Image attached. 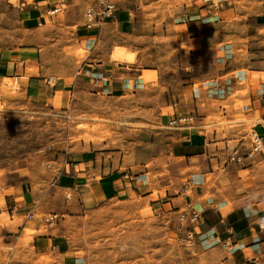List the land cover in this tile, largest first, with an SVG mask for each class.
<instances>
[{
	"label": "rangeland",
	"instance_id": "1",
	"mask_svg": "<svg viewBox=\"0 0 264 264\" xmlns=\"http://www.w3.org/2000/svg\"><path fill=\"white\" fill-rule=\"evenodd\" d=\"M105 1L114 11L117 4L123 3L137 9L130 14L138 21L133 22V32L125 39L132 41L135 49L140 45L154 48L158 58L166 63L162 70L170 77L167 84L157 82L156 71L142 74L146 82L152 81L158 87L155 96H135L133 86L114 96L87 87L62 90L63 77L75 74L89 53L78 44L74 31L79 24L94 22L87 11L100 8L97 0H71L72 6L62 2L61 10L49 13L35 29L22 26L16 8L18 0H0V190L14 184L18 193L29 192L34 198L31 217L14 212L10 219L4 209L0 225L25 222L16 245L24 249L36 228L48 231L50 227L51 232L62 234L71 249L84 259L83 264H229L226 258L231 255V247L204 242L198 237L196 224L187 218L186 212L193 204L189 201L191 192L183 188L188 184L195 186L190 181L202 163L195 157V162L187 167L183 157H175L171 153L170 132L178 126L162 123L167 113L161 109L167 104L160 97L167 91L166 85H171L172 75L176 78L181 73L175 53L187 48L177 34L180 27L175 22L176 13L193 0ZM71 7L74 22L67 25L64 18ZM239 16L228 18L225 23L236 32L244 26L247 31L264 33V25ZM113 23L118 24L115 19ZM201 29L200 23L192 25V30ZM30 45L37 48L40 59L26 63V67L39 68L41 73L39 80L32 83L22 77L21 69L13 74L2 68L8 54ZM119 50L125 53L123 60L115 59ZM242 53L245 59L250 56L245 49ZM134 56V51L118 44L111 53L115 62L134 61ZM210 63L214 65L213 61ZM129 80L133 83L134 77ZM198 83L204 82L196 81L194 86ZM143 89L153 88L146 84ZM182 90L181 84L173 86L175 94ZM151 105L156 107L151 109L153 113L146 108ZM197 106L205 116L206 132H216L215 141L210 139L214 142L212 147L222 148L224 143L218 141L232 132L235 140L228 142L231 149L241 145L247 151V162L252 166L249 176L255 187L249 194L261 198L264 157L250 151V130L256 121L249 114L243 81L237 79L231 93L224 97L199 96ZM244 106L247 110H243ZM151 134L156 138L150 142ZM90 151L98 152V168L104 164L105 171L130 168L133 173L144 175L136 180L140 193L72 211L73 190L63 183L62 177L81 153ZM202 162L206 166L205 156ZM215 175L207 174V181ZM165 190L171 193L165 194ZM163 200L166 204H162Z\"/></svg>",
	"mask_w": 264,
	"mask_h": 264
},
{
	"label": "crops",
	"instance_id": "2",
	"mask_svg": "<svg viewBox=\"0 0 264 264\" xmlns=\"http://www.w3.org/2000/svg\"><path fill=\"white\" fill-rule=\"evenodd\" d=\"M61 1L72 6L71 0H18L16 8L22 26L37 28ZM252 2L257 3L252 5ZM256 2L193 0L191 5H183L175 20L180 27L177 34L187 44V48L175 53L177 70L181 73L176 78L172 75L171 85H166L167 91L160 97L167 104L165 109H161L167 113L165 120L162 117L163 124L169 123L174 115H196L195 121L189 125H179L170 132L171 153L178 159L183 157L187 167L195 162V157L202 163L199 173L192 175L190 181L195 186L188 184L183 188L191 192L189 201L193 206L187 212L196 215L193 222L201 240L215 246L222 243L224 247H231V255L226 258L229 264H264V227L258 225L264 216V195L258 198L249 194L255 188L248 171L252 167L247 162L249 155L241 145L231 149L228 142L235 140L232 132H227L226 137L218 141L224 143L222 148L211 146L214 142L210 139L215 141L216 132H206L205 116L199 112L197 98L224 97L231 93L237 79L243 81L247 87L249 114L256 121L254 128L264 140V33L256 34L254 29L247 31L244 26H240L241 32H236L229 23H225L226 19L240 15L264 25V0ZM72 9L64 18L67 25L74 22ZM133 10L134 13L137 11L124 6V3L117 4L109 18L101 20L97 16L93 23L77 25L74 38L89 53L75 74L63 77L62 90L87 87L114 96L133 86V95L146 98L149 94L155 96L158 87L142 78L144 71H156L157 82L161 85L169 82L170 77L162 70L166 63L158 58L154 48L140 45L135 49L132 47L134 43L125 39L133 32V22L138 21V18L131 17ZM113 19L118 24L113 23ZM198 23L202 29L192 30V25ZM247 35L253 37L247 39ZM230 38L234 40L225 42ZM115 44L134 51V61L115 62L111 58ZM244 49L250 54L247 59L242 53ZM38 59L40 56L34 45L24 46L18 53L8 54L2 68L6 73L13 74L21 69L22 77H27L32 83L39 80L41 73L39 68L26 67V63ZM130 76L134 77L133 83H130ZM196 81L204 83L194 86ZM146 84L153 89H143ZM175 84H181L183 88L176 94L173 91ZM191 107L192 111H189ZM146 108L153 113L151 109L156 107L151 105ZM243 110H247V106ZM155 138L151 134L150 142ZM97 154V151L81 153L71 163L70 171L62 177L63 183L73 190L71 210L74 212L104 204L113 198H132L141 191L136 180L144 178V175L139 176L130 168L116 167L105 171L104 164L98 168ZM235 154L240 156L239 159L232 158ZM260 155L264 157V153ZM204 156L206 166L202 162ZM207 174L217 175L209 176L207 181ZM166 191L171 193L165 190V194ZM168 198L177 197L164 199ZM33 202L31 193H18L14 184H7L0 190V214L5 209L10 219L14 212L31 217ZM162 202L166 204L164 200ZM24 226L25 222L21 225H0V264H83L84 259L71 249L62 234L51 232L50 227L48 231L36 228L27 249L16 247Z\"/></svg>",
	"mask_w": 264,
	"mask_h": 264
},
{
	"label": "built area",
	"instance_id": "3",
	"mask_svg": "<svg viewBox=\"0 0 264 264\" xmlns=\"http://www.w3.org/2000/svg\"><path fill=\"white\" fill-rule=\"evenodd\" d=\"M62 2L63 1H61L58 6L54 7L53 10L50 11V13H55V12L60 11L62 8V5H61ZM97 3L100 6L98 10L95 11L94 8L91 7L87 11L88 16L93 17L94 21L97 19V16H99V19L102 20L103 18L110 17L112 15L114 10L111 8V6L108 5V3L105 0H97ZM195 118H196V115L192 113L178 114V115L172 116L169 119V124L172 126L184 125V124L192 123L195 120ZM250 146H251L250 151L252 153H258V154L264 153V140L262 136L258 133V131L254 128V126H252L250 130ZM239 157L240 156H238L237 154L232 156V158L234 159H239ZM186 214L188 215L187 218L191 222L196 220L195 214H191L188 212H186ZM258 225L260 227H264V216L260 218Z\"/></svg>",
	"mask_w": 264,
	"mask_h": 264
},
{
	"label": "bare ground",
	"instance_id": "4",
	"mask_svg": "<svg viewBox=\"0 0 264 264\" xmlns=\"http://www.w3.org/2000/svg\"><path fill=\"white\" fill-rule=\"evenodd\" d=\"M114 55H115V59H117V60H123L126 57L125 53L120 51V50L117 51Z\"/></svg>",
	"mask_w": 264,
	"mask_h": 264
}]
</instances>
